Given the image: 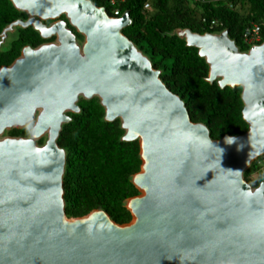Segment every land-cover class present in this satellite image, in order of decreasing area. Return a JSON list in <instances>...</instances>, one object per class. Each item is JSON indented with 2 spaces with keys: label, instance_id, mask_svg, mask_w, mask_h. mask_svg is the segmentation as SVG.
<instances>
[{
  "label": "water",
  "instance_id": "obj_1",
  "mask_svg": "<svg viewBox=\"0 0 264 264\" xmlns=\"http://www.w3.org/2000/svg\"><path fill=\"white\" fill-rule=\"evenodd\" d=\"M9 1L28 16L5 26L1 40L14 25L54 40L23 46L0 66V134L31 123L27 137L0 136V264H264V181L251 188L242 177L264 153L263 50L251 51L264 40L239 53L223 33L211 48L205 37L190 35L200 44L177 32L204 57L207 82L218 76L219 87H241L247 130L211 139L121 33L126 11L111 18L90 0ZM78 96H96L104 119H119L121 140L138 142L127 223L100 209L64 214V154L55 139Z\"/></svg>",
  "mask_w": 264,
  "mask_h": 264
},
{
  "label": "trees",
  "instance_id": "obj_2",
  "mask_svg": "<svg viewBox=\"0 0 264 264\" xmlns=\"http://www.w3.org/2000/svg\"><path fill=\"white\" fill-rule=\"evenodd\" d=\"M110 15L111 0H90ZM145 1L150 10L143 11ZM118 5L120 12L127 11L130 22L121 29L126 36L158 70L165 87L183 102L188 118L202 123L211 139L222 135H239L247 130L241 117L242 101L239 86L218 87L216 79L207 82V64L198 56L196 48L185 45L175 29L188 28L203 33L226 30L239 51L259 42L264 37L261 28L259 40L245 42L242 34L251 20L264 18V0H124ZM26 13L15 9L9 0H0V32L16 19L24 20ZM78 42L82 36L69 26ZM213 24L211 25V22ZM9 33V34H8ZM1 40L0 66L9 65L24 45L35 47L52 41L43 39L30 26H12ZM78 110L66 112L67 122L60 124L56 145L63 150L64 165L61 176L63 210L66 217H80L93 209L104 211L117 224L130 221L125 208L127 198L138 194L131 177L139 170L140 157L137 140H121L124 129L120 121L104 119L103 107L96 96L85 99L78 96ZM28 126L5 130L7 136L24 137ZM43 138L37 140L41 145ZM264 153L249 163L243 179L255 187L264 176L250 173Z\"/></svg>",
  "mask_w": 264,
  "mask_h": 264
},
{
  "label": "clouds",
  "instance_id": "obj_3",
  "mask_svg": "<svg viewBox=\"0 0 264 264\" xmlns=\"http://www.w3.org/2000/svg\"><path fill=\"white\" fill-rule=\"evenodd\" d=\"M124 0H111V4L112 5H114V7L111 9V14L110 15H108L105 11V13H106V15L108 16V17H111V18H118V17H120L125 11H123V12H120V9H119V7H118V5H120V4H122L121 2H123ZM206 1H216V0H206ZM91 2V1H90ZM92 3V2H91ZM97 7H101V6H97ZM103 8V7H102ZM104 9V8H103ZM142 9H143V11H146V12H148L149 10H150V3L148 2V1H145L144 3H143V5H142ZM127 12V11H126ZM128 14V13H127ZM27 15V14H26ZM61 15H63V14H61ZM28 16V15H27ZM27 16H26V18H27ZM64 16V15H63ZM60 17V16H59ZM58 17V18H59ZM25 18V19H26ZM24 19V20H25ZM60 19V18H59ZM66 19V18H65ZM128 19H129V17H128ZM60 20H62V19H60ZM130 20V19H129ZM64 21V20H63ZM44 24H46V25H48V24H50L51 22H52V20L51 19H46V20H43L42 21ZM46 22H49V23H46ZM65 22V21H64ZM66 22H67V24L69 25V23H68V21H67V19H66ZM213 24V21L211 22V25ZM69 26H71V25H69ZM65 27L67 28V29H69L67 26H66V23H65ZM254 27H257V30L255 31V32H253L252 31V29L254 28ZM32 28V27H31ZM74 28V27H73ZM261 28H264V18L263 17H261V18H259V19H256V21L255 20H251L250 22H249V25H247L246 26V28H245V30H244V33L242 34V36H243V39H244V41L245 42H252V41H258L259 40V35H260V30H261ZM75 29V28H74ZM70 30V29H69ZM184 30H188L189 31V35H192L193 37H195V38H197V36L198 37H205V41H204V43L206 44V46H208V47H214L215 45H216V43H215V38L216 37H218L220 34H224L225 35V37L227 38V39H229V40H231L228 36H227V34H226V30L225 29H223V30H221V31H213V32H203V33H196V32H192V31H190L188 28H182V29H175L174 31H175V33H176V35L178 36V34H177V32H180V31H184ZM36 31V30H35ZM70 32L72 33V31L70 30ZM77 33H79V32H77ZM73 34V33H72ZM80 34V33H79ZM74 35V34H73ZM81 36H82V34H80ZM6 36V35H5ZM50 37H52V39L54 40V35H51ZM49 37V38H50ZM126 37V36H125ZM179 38H181V39H183V41H184V43H185V40H184V37H181V36H178ZM74 38H75V35H74ZM47 39V38H46ZM52 40V41H53ZM75 40H76V38H75ZM264 40V37L259 41V42H257V43H255V44H252V45H250L248 48H247V50L246 51H239L238 49H237V47H236V45L234 44V42H233V40H231L232 42H233V44H234V46L236 47V50L239 52V53H247L248 51H249V49L251 48V47H253V46H257V45H259V44H261L262 43V41ZM83 41V36H82V39L80 40V42H78L77 40H76V42L78 43V44H80L81 42ZM46 42H49V41H46ZM43 43H45V42H43ZM133 44V43H132ZM185 45H187L186 43H185ZM24 46H26V45H24ZM27 46H29V45H27ZM187 46H193V45H187ZM193 47H195V46H193ZM136 48V47H135ZM196 48V51H197V47H195ZM142 54V53H141ZM198 54V53H197ZM143 55V54H142ZM198 56H200V55H198ZM200 57H202L203 59H204V57L203 56H200ZM149 61V60H148ZM205 61V60H204ZM206 63V62H205ZM207 64V63H206ZM154 69V68H153ZM156 70V69H155ZM207 70H208V65H207ZM215 79H216V81H217V79H218V77H215ZM161 81V80H160ZM213 81V80H212ZM162 82V81H161ZM216 84H217V82H216ZM164 85V84H163ZM165 86V85H164ZM218 86V85H217ZM234 86H239V85H234ZM219 87V86H218ZM222 87H224V86H222ZM233 87V86H232ZM240 87V86H239ZM241 88V87H240ZM172 93V92H171ZM240 93H241V90H240ZM174 94V93H173ZM176 95V94H175ZM177 96V95H176ZM178 97V96H177ZM179 98V97H178ZM180 99V98H179ZM183 103V102H182ZM184 105V104H183ZM185 107V106H184ZM186 109V108H185ZM242 109V108H241ZM187 111V110H186ZM25 126H27V125H25ZM29 128V127H28ZM24 137H27V135L26 136H24ZM40 137V136H39ZM44 139V141H45V139H46V135H45V137L43 138ZM37 140L38 139H36L35 140V142H37ZM44 143V142H43ZM42 143V144H43ZM37 144V143H36ZM41 144V145H42ZM38 146H41V145H39V144H37ZM64 154V153H63ZM260 156V155H259ZM256 159V158H255ZM257 172H259V173H261L263 176H264V173L263 172H261V171H259V170H257V169H255L252 173H254L255 174V176H256V174H257ZM261 181H264V178H263V180H261ZM260 183V182H259ZM258 183V184H259ZM257 184V185H258ZM256 187V186H255ZM251 188H254V187H251Z\"/></svg>",
  "mask_w": 264,
  "mask_h": 264
},
{
  "label": "bare ground",
  "instance_id": "obj_4",
  "mask_svg": "<svg viewBox=\"0 0 264 264\" xmlns=\"http://www.w3.org/2000/svg\"><path fill=\"white\" fill-rule=\"evenodd\" d=\"M186 34V33H185ZM187 39L190 40L192 39L195 43H200L202 44V42L198 41L197 39L193 38L192 36L188 35L187 34ZM261 50H263V54L261 55L264 59V44H262L261 46H258V47H253L252 48V54H255V53H259L261 52ZM218 77V76H216ZM32 122V121H31ZM47 133H49V129L47 126L44 127L43 131L41 133H39L38 136H41V135H46Z\"/></svg>",
  "mask_w": 264,
  "mask_h": 264
},
{
  "label": "built area",
  "instance_id": "obj_5",
  "mask_svg": "<svg viewBox=\"0 0 264 264\" xmlns=\"http://www.w3.org/2000/svg\"><path fill=\"white\" fill-rule=\"evenodd\" d=\"M257 30V27H254L252 29L253 32H255ZM255 169L261 171L264 173V156L262 157V159L258 160L256 163H255Z\"/></svg>",
  "mask_w": 264,
  "mask_h": 264
},
{
  "label": "rangeland",
  "instance_id": "obj_6",
  "mask_svg": "<svg viewBox=\"0 0 264 264\" xmlns=\"http://www.w3.org/2000/svg\"><path fill=\"white\" fill-rule=\"evenodd\" d=\"M9 34V33H8ZM8 34H6L8 36ZM27 126L29 127L28 128V131H27V136H29V129H30V126H31V123H28ZM5 133L4 131L0 134V136H4ZM45 135H41L39 138H44ZM253 177H255V174L254 173H250V179H254Z\"/></svg>",
  "mask_w": 264,
  "mask_h": 264
},
{
  "label": "flooded vegetation",
  "instance_id": "obj_7",
  "mask_svg": "<svg viewBox=\"0 0 264 264\" xmlns=\"http://www.w3.org/2000/svg\"><path fill=\"white\" fill-rule=\"evenodd\" d=\"M46 23H49V22H46Z\"/></svg>",
  "mask_w": 264,
  "mask_h": 264
}]
</instances>
